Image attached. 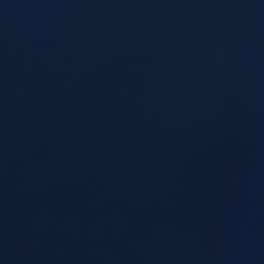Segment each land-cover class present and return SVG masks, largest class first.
Returning a JSON list of instances; mask_svg holds the SVG:
<instances>
[{"label":"water","instance_id":"1","mask_svg":"<svg viewBox=\"0 0 264 264\" xmlns=\"http://www.w3.org/2000/svg\"><path fill=\"white\" fill-rule=\"evenodd\" d=\"M0 264H264V0H0Z\"/></svg>","mask_w":264,"mask_h":264}]
</instances>
